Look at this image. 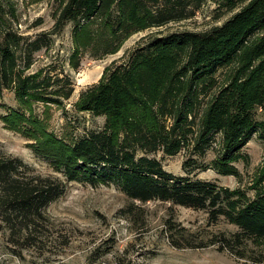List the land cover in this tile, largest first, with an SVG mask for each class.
<instances>
[{"label": "trees", "instance_id": "obj_1", "mask_svg": "<svg viewBox=\"0 0 264 264\" xmlns=\"http://www.w3.org/2000/svg\"><path fill=\"white\" fill-rule=\"evenodd\" d=\"M203 2L61 0L52 29L29 38L6 25L2 12L6 6L13 18L14 8L0 0V95L9 90L20 104L2 119L35 139L34 150L65 180L114 185L131 201L204 210L209 222L223 218L236 226L215 239L219 250L252 258L250 243H264V168L251 196L190 173L211 168L239 178L234 163L248 160L242 148L253 135L264 142V0H228L229 9L240 8L222 24L205 32L152 33L123 60L105 66L72 104L77 112L102 116L99 130L66 144L31 113L33 103L64 109L74 91L68 74L28 72L33 54L48 48L49 35L67 23L73 43L68 64L78 69L83 51L95 59L114 54L131 35L191 17ZM215 148L214 158L201 163ZM159 151H185L186 174L168 172L149 156ZM64 189L59 177L38 175L21 158L0 154V220L11 235L31 232Z\"/></svg>", "mask_w": 264, "mask_h": 264}, {"label": "rangeland", "instance_id": "obj_2", "mask_svg": "<svg viewBox=\"0 0 264 264\" xmlns=\"http://www.w3.org/2000/svg\"><path fill=\"white\" fill-rule=\"evenodd\" d=\"M60 1L9 0L14 17H10L6 6L2 13L9 28L24 37L35 38L42 31L52 29ZM226 3L228 0H204L191 17L137 32L127 38L116 53L101 59L92 57L90 50L83 51L78 69L68 64L73 43L72 24L67 23L59 32L49 35L48 48L33 54L28 72L44 68L68 74L73 80L74 91L65 100V110L33 103L31 113L46 123V131L62 138L66 144L88 131L101 129L102 116L77 112L72 104L82 90L98 81L104 67L112 61L123 60L152 33L205 32L222 24L240 8L238 4L229 9ZM9 108H20V104L13 92L3 90L0 95V154L21 158L38 175L59 177L65 189L47 206L44 219L34 225L31 232L11 235L10 229L0 220V264H264V258L261 262L255 261L264 252V243H250L248 254L252 258L246 259L219 250L215 239L236 230V226L223 218L211 223L201 209L159 200L131 201L114 185L92 186L65 180L47 158L34 150L35 139L5 124L2 117ZM216 149L201 158V163L208 164L216 155ZM242 152L248 160L234 163L240 171L239 178L218 174L211 168L196 169L190 175L231 189L240 188L251 196L253 180L264 168V142L253 135ZM149 156L159 160L168 172L186 174L182 169L187 157L185 151L173 156L159 151Z\"/></svg>", "mask_w": 264, "mask_h": 264}]
</instances>
